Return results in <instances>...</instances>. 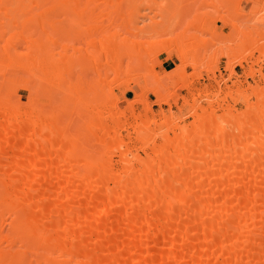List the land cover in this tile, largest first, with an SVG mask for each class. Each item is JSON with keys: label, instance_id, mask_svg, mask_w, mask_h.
<instances>
[{"label": "bare ground", "instance_id": "6f19581e", "mask_svg": "<svg viewBox=\"0 0 264 264\" xmlns=\"http://www.w3.org/2000/svg\"><path fill=\"white\" fill-rule=\"evenodd\" d=\"M199 1L218 13L226 6ZM155 4L0 0V15L14 19L0 17V264H264V87L247 88L253 103L247 89L239 92L234 100L244 108L220 115L212 108L222 106L218 95H206L209 112L192 99L190 127L171 112L149 116L144 100L141 111L126 104L128 79L148 80L169 51L180 65L153 86L155 103L170 105L163 80L176 74L187 87L181 72L204 47L185 33L145 41L176 27V12L161 26L138 27L139 10ZM209 14L195 15L189 28L202 32ZM258 42L246 46L264 55ZM230 55L239 64L246 56ZM226 70L233 73L232 63Z\"/></svg>", "mask_w": 264, "mask_h": 264}, {"label": "rangeland", "instance_id": "374dc122", "mask_svg": "<svg viewBox=\"0 0 264 264\" xmlns=\"http://www.w3.org/2000/svg\"><path fill=\"white\" fill-rule=\"evenodd\" d=\"M155 1L157 4V5L155 4L156 7L159 8L158 4L161 5V8L163 6L164 7L166 6L165 7L166 11L162 9L163 11H165L163 12L161 8H159L164 14L155 15L156 13L154 12L155 10L153 9L155 8V5H153L154 7L152 6V9H149V10L148 8H145V9L141 8V10H139V13H138V17H139L138 19L140 22L138 21V23H136L138 24V27L142 25L144 26V24L149 25L150 23L156 27L158 23H160V26H161V23H162L161 21H167L169 18H171L170 15L173 12H176V27H174L170 33H167L161 36H155L150 39L146 38L145 41H152V40H164L165 41V40H168L169 38H173L175 36L182 35L183 33H185V35L194 37V38H191L189 41L191 44L193 43L192 45L197 46V47H200V46H204V47H202L203 49L201 47L197 49L198 51L197 56L201 55L197 57V59L199 58L197 60V64L190 65V63H188L184 67V70L181 72L182 77L188 83L187 87L182 82H180L181 79L176 78V74L174 78L169 80L167 83L165 80H163L162 82V84L164 85L163 92L165 94H169V98L171 102L170 105L155 103V99L161 98V94L160 92H157L156 87L153 86L155 84V81L158 78L159 80L160 78L163 79V77L166 74H170L174 72V70L176 69V66L180 65V62L175 57H173L169 51H167V54L170 58H167L165 53L159 54L158 55L159 57L157 56L158 63L154 66V70H153L154 75H149L148 80L147 79L145 80L144 76L142 75L131 76L128 79L126 87H124V90H127V88L131 89L133 86L134 87L132 88V90H128L124 95L125 99L128 100L126 104L132 103V108L134 110L141 111L142 106L138 102L144 100L148 103H151V110L148 113L149 116L153 114L156 117H161V113L168 114L169 112H171L174 115V117H176V121H178L179 125L181 126L185 125L188 127H190L191 123L194 121L191 115L192 108L190 106L192 104V99H194L195 105L197 104V106L199 105L200 107H204L206 108L205 110L209 112V110L211 109V106H209L207 103L208 96L210 97L209 99H212V96L216 94L218 95V97H220V98H216V100L218 99L217 101L218 103H220L219 105L222 104L223 106V108L221 106L222 110L220 107L216 109L215 107L217 103H214V106H212V108L217 110L216 114L220 115L226 112L228 107L230 108L232 107V110L234 111L242 110L244 108V104L240 100L235 101L236 99L239 98L240 93L244 91L245 89H247L248 87H252V88L255 86H257L258 88L264 87V77L261 76V75H264V55H260V51L255 50L256 48L253 49L251 45L246 46L254 39H259L258 44L261 46H264V39H262L264 37L261 38L260 36V33L264 32V0H236L235 4L233 3V5L232 3L230 4V2L233 0L231 1L223 0L224 2L223 1L222 2L224 3V5L226 3V6H224L226 9L223 7L224 9L222 8V10L219 11L220 15L217 16L219 19H217L216 17V15L219 14L217 9L213 8V6H210L213 3L212 1L210 5H209V2H207L208 7H207V4H204L206 6L205 8L204 6H202L203 8L198 7L200 3L199 0H198L199 2L195 5L194 8L193 6L190 7L192 4V0H155ZM189 1L191 4L189 3ZM217 1L218 0H215L214 3ZM226 1L227 2L229 1V3L227 4ZM236 5H237V8H235ZM215 6H216V3H215ZM175 7H176V11H175ZM125 8H126V5H123V9ZM155 9L160 11L157 8ZM183 9L184 10L187 9L186 14L185 12L182 11ZM214 10L217 11V14L214 13L215 12ZM161 11L158 14H161L162 13ZM203 12L211 13V15L209 14L210 18L205 20L207 21L205 29L201 32L199 31L200 28L199 29L191 28V27L189 28L188 25L190 24L188 23L192 19H194V21L198 19L199 15L197 14H200ZM12 13L10 12L9 15ZM212 13L216 15H213ZM150 14H151V18L154 16L152 19L149 18ZM1 15L4 17H1ZM1 15L0 17L3 18L2 23H6V22L10 23L11 21L10 17H12L11 15L10 17H8L10 21L9 20L5 21L7 19L5 18V16L7 17L8 13L4 15V12L3 13L1 12ZM195 15H197L198 17L196 16V18H193L195 17ZM221 15H225L226 20L220 19ZM61 18L62 17H57V19H61ZM200 20L201 19H199V21ZM13 22H14V19L12 20V23ZM193 22H190V23H193ZM9 23L7 26H9ZM197 23H200V22H197ZM3 25L5 26L6 24H3ZM195 25L199 26V24H195ZM186 26L188 30L186 29ZM216 35L220 36V38L224 36L222 37V40L223 38H225L224 41L222 42L221 39ZM216 37L219 38L220 41L219 40L217 41ZM204 38L206 40L205 41L206 43L202 44L200 40L202 39L203 41ZM5 39H6V36H5ZM198 40L200 41V43ZM207 40H210L208 41L210 43H208ZM0 42H4V41L1 40ZM194 43H199V44H194ZM220 48H222V50L225 53H228L229 55L218 57V55L220 54V51L218 50ZM199 49L201 50V53H202V50L203 52H205L206 49L207 50H206V53L200 54ZM216 50L218 51L217 57L219 60L217 59V62H214V58H212V56ZM239 50L243 52L245 51V54H246L244 61H242L240 64L237 62H233L235 60L230 55L232 54V52H237ZM188 60L190 61L191 58L189 57ZM146 61L148 60L146 59ZM228 62L232 63L233 73H230L228 70H226V66ZM126 63L127 61L124 60L123 68L125 67ZM250 70H254L255 75L246 77L247 73L250 72ZM90 77L91 76H89L88 79ZM178 79H179V82H178ZM176 80H177L176 82L177 84L174 83ZM108 85L112 88V92L114 96L117 98H121V91L119 87L117 86V83L110 82ZM106 86L107 85H105L104 88ZM136 86L140 88L142 92L135 96V93L138 90ZM247 92L248 94H250L249 103H253L255 101V95L252 94L251 90H248ZM17 96H19L20 99L23 102H25L28 96V92L25 89L19 88L17 90ZM237 96L238 98H236ZM222 97L224 99H222ZM182 98H185L186 100H188L189 102L188 105L183 106ZM219 99H221V101ZM124 106H125V101L123 100L118 103L117 108L121 109ZM200 109L201 108L197 109V113L199 114L203 112V110L201 111ZM206 111H204V113H202L201 115L202 116L203 114L206 115L207 114V113L205 114ZM176 132H178V130H176ZM122 134L123 136H125V139L127 140L128 138L126 136V132L123 131ZM169 135L172 136L173 135L172 132L169 133ZM139 153L143 155L141 151ZM113 159L115 161L117 158L114 157ZM5 226L7 227V224Z\"/></svg>", "mask_w": 264, "mask_h": 264}]
</instances>
